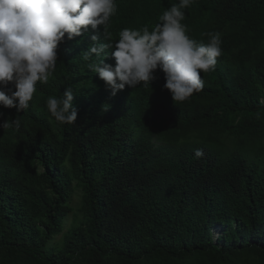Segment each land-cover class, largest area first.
<instances>
[{
  "label": "trees",
  "instance_id": "trees-1",
  "mask_svg": "<svg viewBox=\"0 0 264 264\" xmlns=\"http://www.w3.org/2000/svg\"><path fill=\"white\" fill-rule=\"evenodd\" d=\"M176 2L117 0L113 39ZM182 23L223 50L184 102L159 70L112 96L81 59L86 33L59 45L28 110L0 107L20 121L0 127V264H264V0H194ZM66 87L72 125L46 105Z\"/></svg>",
  "mask_w": 264,
  "mask_h": 264
},
{
  "label": "clouds",
  "instance_id": "clouds-1",
  "mask_svg": "<svg viewBox=\"0 0 264 264\" xmlns=\"http://www.w3.org/2000/svg\"><path fill=\"white\" fill-rule=\"evenodd\" d=\"M193 3L178 0L158 16L154 26L124 27L113 39L117 0H0V107L28 110L37 84H47L54 75L59 45L86 33L92 44L81 59L112 96L126 86L151 84L159 70L165 81L162 87L172 100L186 101L203 90L201 74L215 69L223 51L219 31L203 33L207 43L188 35L182 21ZM109 55L114 64L105 62ZM74 97L71 87L64 88L60 98L48 97L47 109L60 125L77 120ZM0 127L18 129L20 121L4 120ZM203 155L200 148L194 152L195 158Z\"/></svg>",
  "mask_w": 264,
  "mask_h": 264
},
{
  "label": "rangeland",
  "instance_id": "rangeland-1",
  "mask_svg": "<svg viewBox=\"0 0 264 264\" xmlns=\"http://www.w3.org/2000/svg\"><path fill=\"white\" fill-rule=\"evenodd\" d=\"M80 195H81V190L80 189H76L75 191H74V195H73V205L74 206H78L79 205V203H80ZM70 220H71V216H70V218L68 217L67 218V221H66V226L68 227L69 225H70Z\"/></svg>",
  "mask_w": 264,
  "mask_h": 264
}]
</instances>
